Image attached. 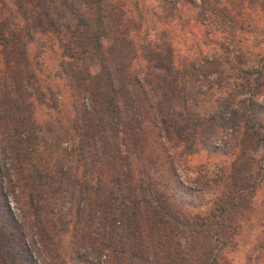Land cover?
Listing matches in <instances>:
<instances>
[{"label":"trees","instance_id":"16d2710c","mask_svg":"<svg viewBox=\"0 0 264 264\" xmlns=\"http://www.w3.org/2000/svg\"><path fill=\"white\" fill-rule=\"evenodd\" d=\"M64 1L74 28L51 14L48 0H10V13L0 0V46L10 47L0 66V186L3 178L14 183V199L20 206L31 200L38 214L46 213L50 200L57 209L70 204V219L58 225H72L71 260L231 264L226 254L237 247L243 220L254 212L264 161V105L258 99L264 65L242 70V83L221 100L220 121L196 116L177 135L171 115L182 95L168 84L162 92L149 79L165 77L154 59L172 63L168 70L186 68L184 60L166 55L168 34L159 31L151 39L144 13L129 12L121 0ZM67 33L70 39L63 38ZM43 37L46 48L57 44L61 50L59 76L72 98L71 126L34 122L46 77L31 67L26 52ZM78 53L81 60L93 53L96 65H75ZM191 86L194 96L201 94L196 80ZM85 100H97L101 111L95 116ZM200 149L218 157L219 168L209 176L203 165L195 177L183 178L181 158ZM8 152L6 166L1 156ZM9 208L0 193V264H38L25 240V222L18 223ZM96 211L109 225L108 243L107 252L94 249L91 258L90 250L81 253L79 247L90 244L83 234Z\"/></svg>","mask_w":264,"mask_h":264},{"label":"rangeland","instance_id":"374dc122","mask_svg":"<svg viewBox=\"0 0 264 264\" xmlns=\"http://www.w3.org/2000/svg\"><path fill=\"white\" fill-rule=\"evenodd\" d=\"M2 1L10 13V0ZM121 2L131 13L136 11L144 13L149 28L151 30L153 28V31L149 30L146 34L151 39H155L159 31L168 34L165 47L168 57L172 56L178 63L184 60L186 68L180 69L174 65V70H168L172 63L164 64V60L154 59V66L161 69L165 77L158 78L154 74L149 76L150 81L157 84L158 89L162 87V92L168 84L174 93L180 94V97L182 95L171 115L177 135H180L187 121L196 116L210 114L215 121H220L221 100L228 97L229 91L238 87L237 83H242V70L264 65V0H121ZM47 6L51 14L60 19V23L70 24L74 28L76 24L72 21L74 15L66 1L48 0ZM153 11L155 16L151 17ZM169 29L170 32L167 31ZM69 37H71L69 33L63 36L64 39H70ZM45 40L43 37L32 42L26 52L31 67L34 66L46 77L41 88V101L34 102V122L46 127L60 124L71 126L74 119L72 98L64 78L59 76L61 50L57 44L55 48H46L47 46L42 43ZM9 51L10 47L3 49V46H0V66L3 65L2 60ZM77 55L79 59L75 61V65L78 64V67L81 63L85 66H95L97 63L93 53L85 55L86 58L82 60L80 53ZM67 59L73 61L71 58ZM142 61L143 64L147 62L144 58ZM193 80L197 81L198 90L202 95L192 94ZM258 99L264 105V94H260ZM87 104L88 109L95 111V116L96 112L98 114L101 111L97 100H89ZM259 125L264 130V108ZM189 136L187 133L183 134L186 142L191 139ZM0 142L4 145L3 139ZM10 155L8 152L1 156V162L6 166L11 163ZM219 161L218 157L208 154L203 149L183 156L180 160L182 177H195L203 165L206 166L203 172L212 176L219 168ZM259 175L261 177L258 190L253 199L254 212L249 219L243 220L237 247L226 254V259L231 264H264V161ZM12 188L17 191L14 183L9 184L7 179L3 178L0 193L5 196L9 210L18 223L25 222L23 225L26 232L25 240L28 242L32 258L38 264H84L71 260L68 256L72 225L66 227L62 224L64 228L58 225L59 221L70 219V204L66 203L57 209L53 204H49L53 202L50 200L45 208L46 213L38 214L39 211L31 200L22 199L20 206L14 199ZM44 190L51 193L52 189L44 187ZM10 212L6 213L9 222ZM93 218L94 221L89 223V228L83 234L84 241H89L90 244L79 247L81 253L90 250L88 257L91 258L94 249L107 252L108 229L105 227L109 226L106 221L102 222L97 211ZM257 253H261L259 258L254 256ZM248 257L254 260L247 261Z\"/></svg>","mask_w":264,"mask_h":264}]
</instances>
